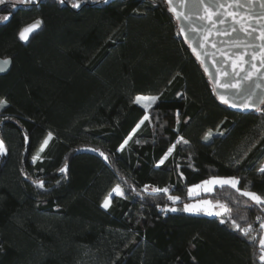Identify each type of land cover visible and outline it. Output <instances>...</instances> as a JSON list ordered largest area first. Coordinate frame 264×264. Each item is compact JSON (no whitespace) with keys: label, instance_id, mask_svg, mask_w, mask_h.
I'll return each mask as SVG.
<instances>
[{"label":"trees","instance_id":"trees-1","mask_svg":"<svg viewBox=\"0 0 264 264\" xmlns=\"http://www.w3.org/2000/svg\"><path fill=\"white\" fill-rule=\"evenodd\" d=\"M6 15L0 56L13 66L0 76V264H260L256 217L264 212L229 186L189 189L231 176L264 195V111L238 113L219 101L166 0L5 2ZM36 20L42 28L24 44L19 33ZM161 92L151 123L121 151L145 115L134 97ZM180 136L189 143L158 167ZM118 184L124 197L104 209ZM146 184L181 199L145 192ZM204 197L251 224L256 240L221 217L163 210Z\"/></svg>","mask_w":264,"mask_h":264},{"label":"snow or ice","instance_id":"snow-or-ice-1","mask_svg":"<svg viewBox=\"0 0 264 264\" xmlns=\"http://www.w3.org/2000/svg\"><path fill=\"white\" fill-rule=\"evenodd\" d=\"M20 4H36L39 0H17ZM64 3V0H59ZM170 6V11L175 15V18L181 22L178 35L183 34L185 40H190L188 31L184 27L187 22L188 29L197 34L200 39L195 41V46L190 45L192 52L200 59L201 64H206L207 60L211 59L216 65V75L211 76L214 82L213 91L223 89L225 92H231V96L224 94L219 95L222 103L230 105L232 108L241 110L254 109L255 111H264L258 105H264V0H177L179 9L176 7L174 0H166ZM5 3V0H0V4ZM81 0H73V7L79 8ZM184 9H188L185 11ZM9 16L0 17V21H7ZM199 21L200 23H197ZM42 21L36 20L32 24L24 27L19 37L23 41H27L29 36L41 27ZM227 37L228 39H223ZM214 50L209 52L208 48ZM198 49H204L200 51ZM10 63L8 60L0 61V72L6 71V66ZM205 71L208 69L205 67ZM223 81V82H221ZM257 90H260L258 95ZM163 93L158 95H136L132 103L140 105L145 110V115L133 129V132L124 140L120 146L122 151L129 141L132 140L133 135L137 129L144 124L145 121L151 123L148 110L153 107L160 99ZM6 102L0 101V108H3ZM179 115V114H178ZM209 132L204 139L207 141L212 137ZM27 140V136L25 137ZM53 139L51 132L48 133L47 138L44 139L39 151L33 155L32 160L35 163L41 159L42 153L48 146L49 141ZM136 143H140L136 140ZM188 144L189 141L183 136H180L176 143L169 147L165 155L159 160L158 167L163 165L168 157L173 153L177 144ZM96 151V149H93ZM7 154V148L4 142L0 140V156ZM100 155L105 160L108 159L103 152ZM61 172H67V165L60 169ZM259 172L264 174V166L259 168ZM240 180L237 177H219L211 176L203 180L200 184L194 185L189 189V192H199L202 190L205 193H211L216 186L224 188L229 186L234 189L240 196L246 197L245 205L252 202L264 212V195L256 192L241 189L239 187ZM36 186L43 189L45 187L44 181L36 182ZM145 192L149 191L146 186ZM153 192L167 193V188H154ZM113 194L124 197L125 193L121 186L116 185L111 192L108 193L104 199L101 207L108 209L111 206ZM173 203L180 201L181 197L170 195L168 197ZM164 211H177L178 209L165 208ZM183 211L189 213L204 212L209 216L221 217L220 223H230L232 227L240 231L242 235L255 241L256 237L252 235V225L243 226L232 218L230 209L219 201L213 203L210 200H201L196 204H184ZM227 215V221L223 217ZM241 219H246L241 217ZM260 222V228L264 230V219L261 216L256 217ZM259 247L261 255L259 256L260 264H264V238L259 240Z\"/></svg>","mask_w":264,"mask_h":264},{"label":"water","instance_id":"water-1","mask_svg":"<svg viewBox=\"0 0 264 264\" xmlns=\"http://www.w3.org/2000/svg\"><path fill=\"white\" fill-rule=\"evenodd\" d=\"M174 3L176 4V7L179 9V3L177 2V0H174ZM168 6H169V5H168ZM169 8H170V6H169ZM184 10L187 11L188 9H184ZM173 15H174V14H173ZM174 17H175V15H174ZM176 20H177V19H176ZM177 21H178V20H177ZM34 22H35V21H34ZM32 23H33V22H32ZM32 23H30V24H32ZM197 23H200V22L197 21ZM30 24H28V25H30ZM28 25H26V26H28ZM26 26H25V27H26ZM178 26H179V29H180V27H181V22H180V21H178ZM184 27L186 28V31H188V35L191 37L190 40H186V41L189 43V46H190V45L195 46V41L198 40V39H200V37H199L197 34L192 33V32L188 29L187 22L184 23ZM23 28H24V27H23ZM23 28H22V29H23ZM41 28H42V24H41V27H40L39 29H37L34 33H32V34L29 36V38H28L27 41H23V40H22V42H23L24 44H28V43L30 42V40L33 38V36H35V35L41 30ZM181 36L184 38L183 34H181ZM223 39H228V38H227V37H224ZM190 48H191V47H190ZM198 50H200V51H202V52L204 51V49H198ZM208 51L211 52V51H214V50H212V49L210 48V46H209ZM196 58H197V57H196ZM4 60H8V61H10V63L6 66V71H4V72H0V76H3V75L8 74V73L11 71L12 66H13V60H12L11 57H1V56H0V61H4ZM198 60L200 61V59H198ZM200 63H201V61H200ZM202 66H203L204 70H205V67H207L208 71H207V72L205 71V72H206L207 76L209 77V79L211 80L212 85H213V87H214V82H213V80L211 79V76H215V75H216V65H214L213 62H212V60L209 59V60H207L206 64H202ZM221 82H223V81H221ZM257 92H258V95H259V94H260V90H257ZM215 93H216L218 99H219V95H218V93H220V94H224V95H227V96H231V95H232L231 92H225L223 89H217V91H215ZM219 101L222 103V101H221L220 99H219ZM222 104H224V103H222ZM224 105H226V104H224ZM226 106H227L228 109H230L231 111L238 112V113H249V112L255 111L254 109H250V110H241V109H237V108H232L230 105H226ZM258 106L260 107L261 105H258Z\"/></svg>","mask_w":264,"mask_h":264},{"label":"rangeland","instance_id":"rangeland-1","mask_svg":"<svg viewBox=\"0 0 264 264\" xmlns=\"http://www.w3.org/2000/svg\"><path fill=\"white\" fill-rule=\"evenodd\" d=\"M5 2L6 3H9L10 5H13V6L21 5L20 3L17 2V0H5ZM1 158H2V156H0V161H1ZM219 177H231V176H219ZM193 186L191 188H193ZM192 194H194V195H203V194H206V193L201 190L199 192V194H197L196 192H192ZM113 195H115V194H113ZM201 200H210V201H212L211 199L204 197V198H200V199H197V200H193L191 202H186V203H181V204L175 205L174 208L178 209L176 212H183V213H188V214H196V215L209 216V215L205 214L204 212H201V213H189V212H185V211L182 210L184 204H196V203L200 202ZM212 202L215 203L217 201H212ZM262 238H264V235H263Z\"/></svg>","mask_w":264,"mask_h":264},{"label":"built area","instance_id":"built-area-1","mask_svg":"<svg viewBox=\"0 0 264 264\" xmlns=\"http://www.w3.org/2000/svg\"><path fill=\"white\" fill-rule=\"evenodd\" d=\"M146 186L149 188V192H153L152 189H154V188H160L159 186H157V185H155V184H146L145 187H146ZM145 187H144V189H145ZM164 188L170 189L169 186L164 187ZM161 189H163V188H161ZM169 196H170V193H169V191H168V192L166 193V198H167V201L170 202L171 200L168 199Z\"/></svg>","mask_w":264,"mask_h":264}]
</instances>
